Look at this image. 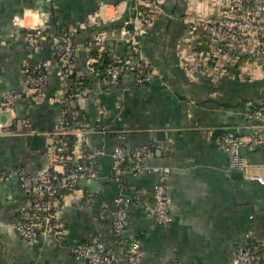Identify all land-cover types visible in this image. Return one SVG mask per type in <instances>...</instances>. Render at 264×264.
Returning a JSON list of instances; mask_svg holds the SVG:
<instances>
[{"label": "crops", "instance_id": "1", "mask_svg": "<svg viewBox=\"0 0 264 264\" xmlns=\"http://www.w3.org/2000/svg\"><path fill=\"white\" fill-rule=\"evenodd\" d=\"M139 2L0 0V174H7L0 179V264H85L71 248L94 234L116 250L112 211L120 193L128 198L120 235L140 240V264H236L235 251L246 240L264 250V186L244 178L264 176V149L241 148L247 166L240 175L219 146L225 130L247 136L255 125L243 116L244 102L264 96V63L241 59L213 80L196 74L185 19L191 12H210L220 0H155L157 12L148 23ZM36 26L57 36L75 30L69 69L62 67L61 52L50 38L28 44ZM103 52L111 62L146 64L152 80L138 84L127 73L109 84L100 66ZM39 62L47 63L46 88L24 91L13 114L4 110L2 95L20 91L22 68ZM80 78L89 91L76 97L82 121L72 131L76 142L70 156L86 145L102 149L97 174L64 194L59 226L29 244L13 228L28 207L13 172L22 167L36 176L51 167L61 170L54 141L71 129L61 102ZM34 134L44 136L42 148L32 145ZM148 144L145 168L133 173L128 160L120 183L115 182L112 148ZM161 170L167 174V225L155 223L142 207L152 202ZM87 193L93 197L89 205L84 204ZM117 264H126L123 257Z\"/></svg>", "mask_w": 264, "mask_h": 264}, {"label": "built area", "instance_id": "2", "mask_svg": "<svg viewBox=\"0 0 264 264\" xmlns=\"http://www.w3.org/2000/svg\"><path fill=\"white\" fill-rule=\"evenodd\" d=\"M139 7L143 9L144 22H150L157 12L155 0H140ZM146 23V24H147ZM132 27L131 32L134 30ZM186 39L195 49V71L213 79L222 76L227 68L237 65L245 58L255 64L263 66L264 63V0H220L218 6L210 12L190 13L185 19ZM74 29L62 35L48 33L43 26H36L28 34L27 41L36 46L42 37L50 38L56 42L61 52L62 67L69 69L73 63L75 43L73 41ZM204 38L214 48L213 51L201 49V40ZM47 63L25 64L21 71L20 91L6 92L1 97L4 110L14 113L16 101L24 91L41 93L47 86ZM102 73L108 78L109 84H115L119 78L127 73L133 74L138 84L150 82L153 78L151 70L146 64H133L114 60L102 68ZM79 84V82L77 83ZM89 89L84 85H77L74 90L66 93L61 102L63 112L73 117L81 116V109L75 103L78 95H86ZM243 116L246 120L256 122L247 136L235 130L227 129L219 140V146L227 155L228 165L231 169H240L247 166L242 147H259L264 149V96L257 99H247L244 102ZM77 129L73 127L60 133L61 136ZM54 151L57 164L61 170L51 167L42 173L33 176L24 168L17 167L13 174L19 187L28 198V207L24 218L13 222L15 233L29 244H35L40 236L49 228H57L60 224L57 209L58 202L66 193L78 190L82 179L93 178L97 174V157L103 153L100 148L94 149L84 146L72 158L73 147L64 138L54 141ZM151 144L138 145L130 149L116 145L110 152L112 160L111 176L115 182L120 183L125 172L124 164L131 161V170L138 173L145 168L144 158L150 150ZM71 158L73 164L66 166V160ZM55 166V165H53ZM7 174L1 172L0 179ZM167 174L160 171L157 181L153 185V200L144 203L142 207L155 223L167 225L171 221L168 212V196L165 189ZM244 178L256 181L264 186V176L247 173ZM126 195H117L112 211V230L117 236L114 243L116 250L109 248L99 234L92 235L89 240L75 244L71 250L74 256L85 264H117L122 257L126 264H140L142 249L139 239L128 241L120 234L126 224L125 206L128 202ZM133 200L138 202V198ZM93 201L92 194L87 193L84 204ZM236 264H264V250L257 249L251 241L246 240L235 251Z\"/></svg>", "mask_w": 264, "mask_h": 264}, {"label": "trees", "instance_id": "3", "mask_svg": "<svg viewBox=\"0 0 264 264\" xmlns=\"http://www.w3.org/2000/svg\"><path fill=\"white\" fill-rule=\"evenodd\" d=\"M200 40H201V45H200L201 49L213 51L214 48L211 46V44H209V42H207L204 38H202ZM243 59H245V58H243ZM99 60H100L101 68H104L108 63H111V60L108 59V56L105 52H103L101 54ZM79 80H80L79 85H85L84 78H80ZM64 119H65L64 120L65 125H67L70 128L77 127V124H79L82 121L81 116L73 117L72 115H70L69 113H66V112L64 113ZM60 137L64 138L69 144L72 145V147L75 145L76 137L72 134V132H69V133L65 134L64 136H61L59 134L58 136H56L55 140L60 138ZM73 162H74L73 159L68 158V160H66V166L68 167V166L72 165ZM125 164H124V166H125ZM22 218H24V217H22Z\"/></svg>", "mask_w": 264, "mask_h": 264}, {"label": "water", "instance_id": "4", "mask_svg": "<svg viewBox=\"0 0 264 264\" xmlns=\"http://www.w3.org/2000/svg\"><path fill=\"white\" fill-rule=\"evenodd\" d=\"M44 140H45L44 136H42L40 134H34L31 137V143L36 148H42L44 145ZM233 170H238L240 175L242 173V171L240 169H233Z\"/></svg>", "mask_w": 264, "mask_h": 264}]
</instances>
